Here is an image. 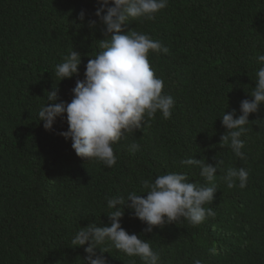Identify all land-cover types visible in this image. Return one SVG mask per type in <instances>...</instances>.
I'll list each match as a JSON object with an SVG mask.
<instances>
[{
  "label": "trees",
  "instance_id": "obj_1",
  "mask_svg": "<svg viewBox=\"0 0 264 264\" xmlns=\"http://www.w3.org/2000/svg\"><path fill=\"white\" fill-rule=\"evenodd\" d=\"M97 7V0H0V264H86L87 245L74 246L72 239L91 223L110 226L107 214L115 209L106 198L146 197L143 182L169 172L207 184L198 166L180 163L192 156L213 165L223 161L214 200L204 205L214 217L198 225L181 218L146 232L125 208L121 226L148 240L159 264H264V104L245 125L243 159L220 147L227 131L222 115L240 114L264 66L257 59L264 54V0H168L154 20L122 26L169 48L148 59L175 106L170 118L157 112L113 144L112 167L76 155L71 140L59 134L68 128L66 118L45 130L38 116L53 87L57 102H71L88 59L101 51L106 37ZM73 49L82 58L78 75L59 82L54 66ZM133 142L139 151L130 150ZM228 167L248 172L246 187H227L222 177ZM100 247L108 264H144Z\"/></svg>",
  "mask_w": 264,
  "mask_h": 264
},
{
  "label": "clouds",
  "instance_id": "obj_2",
  "mask_svg": "<svg viewBox=\"0 0 264 264\" xmlns=\"http://www.w3.org/2000/svg\"><path fill=\"white\" fill-rule=\"evenodd\" d=\"M97 3L99 7L94 14L104 26L106 37L100 40L101 51L88 59L84 78L77 79L71 89V102H57L59 89L53 87L47 91L48 102L41 105L38 116L45 130H52L57 117L66 118L68 128L59 134L65 140H71L76 155L112 167L117 161L113 144L126 133L142 129L145 118L154 119L157 112L162 113L165 119L172 116L174 98L163 93L164 82L154 74L148 59L150 52L167 54L169 48L144 33L134 29L124 32L122 28L132 20H154L155 15L167 6L168 0H97ZM84 18L85 11L81 10L79 19ZM89 23L94 27L97 21ZM257 59L264 65V54H259ZM81 62V54L70 50L63 62L54 66L59 82L78 75ZM250 96L252 99L240 102L238 116L233 109L230 113L224 112L221 117L227 131L220 137V147L227 145L241 159L244 158L241 136L246 131L249 115L256 113L264 104V66L256 72ZM140 147L133 142L130 150L136 152ZM180 163L189 167L198 166L200 176L207 184L190 182L185 173L169 172L158 175L154 182H143L147 189L144 192L146 197L128 192L126 196L106 198L107 207L115 209L107 214L110 226L91 223L80 227L72 239L74 246L87 245L84 248L88 254L84 259L86 264H108L104 256L108 252L101 245H110L129 257L138 256L144 264H159L160 254L153 250L149 241L138 238L137 234H129L121 226L125 208L146 225V232L181 218L198 225L207 217L216 215L213 209L204 205L214 200L216 173L223 161L216 160L213 165L192 156ZM247 178L248 172L236 167L226 168L222 177L228 188L241 189L246 187ZM118 206H122L123 211ZM195 264H200V261H195Z\"/></svg>",
  "mask_w": 264,
  "mask_h": 264
}]
</instances>
